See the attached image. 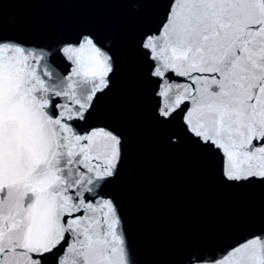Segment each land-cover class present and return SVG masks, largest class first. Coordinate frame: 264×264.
<instances>
[{
    "label": "snow or ice",
    "instance_id": "snow-or-ice-1",
    "mask_svg": "<svg viewBox=\"0 0 264 264\" xmlns=\"http://www.w3.org/2000/svg\"><path fill=\"white\" fill-rule=\"evenodd\" d=\"M0 264H264V0H0Z\"/></svg>",
    "mask_w": 264,
    "mask_h": 264
}]
</instances>
